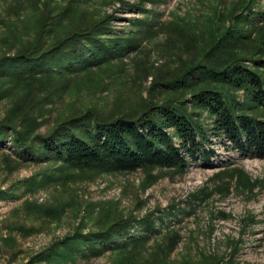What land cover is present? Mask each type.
<instances>
[{"label": "trees", "instance_id": "trees-1", "mask_svg": "<svg viewBox=\"0 0 264 264\" xmlns=\"http://www.w3.org/2000/svg\"><path fill=\"white\" fill-rule=\"evenodd\" d=\"M76 1L75 6L47 12L38 24L36 40L26 48L0 56V100L11 102L0 119V147L11 150L20 163H52L73 172L184 173L191 161L203 157L211 163L215 153L206 148L210 135L199 120L208 112L214 119V134L230 141L234 151L264 158V11L255 14V0H236L223 12L213 8L206 29L182 17L169 23L170 39L188 49L189 58H180L170 77L154 79L148 97L136 108L108 112L84 108L56 118L48 131L40 132L46 114L73 80L123 63L140 53L145 39L168 25L155 23L154 14L140 8L146 17L133 22L137 32L117 35L111 24L114 15L88 20L82 8L91 0ZM149 1L156 6L168 0ZM256 17L259 24L253 22ZM232 21L234 26L229 25ZM243 26L253 30L244 31ZM208 195L207 191L196 197ZM160 215L114 217L98 230L79 231L54 244L48 255L120 251L131 264L129 248L161 235L157 223L166 222ZM136 225L141 229L139 239L130 237ZM168 238L172 240L163 249L171 251L179 239L177 231Z\"/></svg>", "mask_w": 264, "mask_h": 264}, {"label": "rangeland", "instance_id": "rangeland-1", "mask_svg": "<svg viewBox=\"0 0 264 264\" xmlns=\"http://www.w3.org/2000/svg\"><path fill=\"white\" fill-rule=\"evenodd\" d=\"M124 1L126 4L91 0L82 9L88 20L114 15L111 24L117 35L137 32L133 22L146 17L140 8L153 13L155 23L168 25L145 39L140 53L123 63L73 80L69 92L65 90L46 114L40 132L48 131L56 118L84 108L108 112L142 104L154 79L170 77L179 59L189 58L188 49L170 39L169 23L182 17L206 29L213 8L223 12L236 0H168L156 6L149 0ZM76 2L0 0V56L15 54L36 40L38 24L47 12ZM254 7L256 15L264 11V0H255ZM229 25L234 26V21ZM243 28L253 30V26ZM238 95L243 100V93ZM10 103L0 100V119ZM199 120L210 135L206 148L215 153L211 163L203 157L191 161L184 173L141 169L130 173L73 172L52 163H20L2 145L0 264H130L120 251L73 257H52L48 252L54 244L79 231L98 230L114 217L142 219L149 213L161 214L166 223H157L161 235L128 249L131 264H264V158L243 157L234 151L230 141L214 134V119L208 112ZM41 180L44 183L40 185ZM207 191L210 195L196 197ZM137 226L130 229V237L139 239L141 229ZM174 231L178 242L166 251L164 246L172 240L168 234ZM233 251L235 257L228 262ZM165 253H169L167 257Z\"/></svg>", "mask_w": 264, "mask_h": 264}]
</instances>
